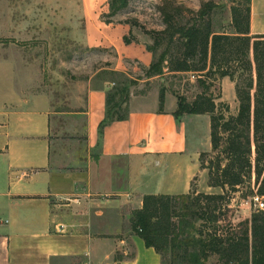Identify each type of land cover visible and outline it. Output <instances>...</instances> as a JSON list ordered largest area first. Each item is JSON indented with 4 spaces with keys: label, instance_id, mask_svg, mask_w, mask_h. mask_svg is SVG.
I'll use <instances>...</instances> for the list:
<instances>
[{
    "label": "crops",
    "instance_id": "0c3cea01",
    "mask_svg": "<svg viewBox=\"0 0 264 264\" xmlns=\"http://www.w3.org/2000/svg\"><path fill=\"white\" fill-rule=\"evenodd\" d=\"M257 18L263 20L253 25ZM84 32L80 44L115 52V64L76 83L72 110L62 112L76 122V132L83 119L84 154L54 133L61 112L52 111L50 92L40 83L35 90L0 93V264H161V256L127 228L132 211L145 195L190 193L203 171L200 153L211 150L208 114L177 120L176 100L169 105L165 94L159 111L160 89L143 90V83L169 74L145 75L153 60L147 44L115 42L109 24L100 21L88 22ZM250 32L264 33V0H251ZM117 73L142 77L123 105L128 117L107 124L100 139Z\"/></svg>",
    "mask_w": 264,
    "mask_h": 264
},
{
    "label": "trees",
    "instance_id": "16d2710c",
    "mask_svg": "<svg viewBox=\"0 0 264 264\" xmlns=\"http://www.w3.org/2000/svg\"><path fill=\"white\" fill-rule=\"evenodd\" d=\"M235 3L236 0H227ZM231 6L233 32H217L209 14L216 7L208 3L197 12L189 26H176L166 20L164 34L177 50H164L144 71L147 77L191 73L203 88L192 101L175 93L177 107L173 116L185 114L210 116L209 152L199 156L201 170H207V186L221 193H202L193 189L182 195H145L142 207L132 211L130 226L146 247L161 256V264H206L216 256L220 264H264V209L251 219L234 226L227 220L232 194L247 199L264 198V33L250 32L251 0ZM128 0H110L111 14L125 8ZM124 42L130 41L124 37ZM172 51V52H171ZM207 77H228L235 81L238 101L236 114L225 104L218 105ZM115 82L106 95L103 128L128 117L129 80ZM166 88L159 91V111H163ZM210 157L208 160L207 158Z\"/></svg>",
    "mask_w": 264,
    "mask_h": 264
},
{
    "label": "rangeland",
    "instance_id": "374dc122",
    "mask_svg": "<svg viewBox=\"0 0 264 264\" xmlns=\"http://www.w3.org/2000/svg\"><path fill=\"white\" fill-rule=\"evenodd\" d=\"M244 1L128 0L125 8L112 15L110 0H0V93L9 92L11 88L18 92L31 91L38 88L36 85L40 83V89L50 92L52 111L61 112L53 120L54 133L74 144L78 154H84L85 137L81 132L83 119L78 120L79 129L76 132V122H72L62 112L72 110L71 96L77 82H85L101 67L115 64V52L83 45L77 41L86 37L84 27L88 22L100 21L109 24L108 36L113 41L120 40L129 45L124 42L126 37L130 43H145L158 57L170 47L173 52L177 50L176 37L174 43L169 44L167 35L164 34L165 22L170 16L176 26H189L197 20L199 10L205 4L212 3L216 5L209 14L213 30L231 33L234 31L231 26V6L243 4ZM262 20L263 18L254 19L253 25ZM125 25L128 26V31H125ZM132 65L137 68L134 72H142L139 65ZM164 72H168L167 69ZM117 74L115 81H123L121 73ZM203 76L202 81L210 87L209 92L216 98L215 102L218 105H227L229 113L236 114L238 101L235 81L217 75ZM132 77L126 78L132 80L130 89L136 92L140 85L136 79H141L142 76L136 74ZM163 86L166 88L165 94L170 97L169 105L176 100L175 93L192 101L203 90L197 77L191 73L165 74L153 82L143 83V90L148 91L152 87L161 89ZM204 129L203 127V131ZM76 135L78 140L73 141ZM205 136H201L203 146H206ZM209 151L210 149L206 152ZM207 180V170H203L194 179L193 189L202 193L222 192L219 188H207ZM229 208L228 218L222 223L231 222L234 226L250 220L252 213L259 209L250 198H241L238 193L232 194ZM129 223L128 229L131 228ZM56 264H77V260L59 259ZM206 264L220 263L216 256H210Z\"/></svg>",
    "mask_w": 264,
    "mask_h": 264
},
{
    "label": "built area",
    "instance_id": "2783aa9c",
    "mask_svg": "<svg viewBox=\"0 0 264 264\" xmlns=\"http://www.w3.org/2000/svg\"><path fill=\"white\" fill-rule=\"evenodd\" d=\"M251 200L254 202V204L259 208V209H264V198H260L258 196L252 197Z\"/></svg>",
    "mask_w": 264,
    "mask_h": 264
}]
</instances>
